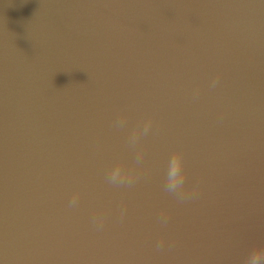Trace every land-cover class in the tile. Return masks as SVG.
<instances>
[{
    "label": "water",
    "instance_id": "95a60500",
    "mask_svg": "<svg viewBox=\"0 0 264 264\" xmlns=\"http://www.w3.org/2000/svg\"><path fill=\"white\" fill-rule=\"evenodd\" d=\"M256 249L264 0H0V264Z\"/></svg>",
    "mask_w": 264,
    "mask_h": 264
},
{
    "label": "clouds",
    "instance_id": "9594fccd",
    "mask_svg": "<svg viewBox=\"0 0 264 264\" xmlns=\"http://www.w3.org/2000/svg\"><path fill=\"white\" fill-rule=\"evenodd\" d=\"M216 81H213V86L215 85ZM181 167V159L177 154H173L172 159L170 160V170H169V181L171 182L170 187L168 188L169 191L175 187V185L179 182L180 184L183 183V177L178 175L179 169ZM253 264H255V259L258 258L260 255V250L256 249L252 252Z\"/></svg>",
    "mask_w": 264,
    "mask_h": 264
}]
</instances>
